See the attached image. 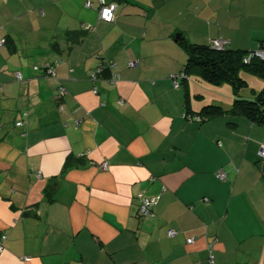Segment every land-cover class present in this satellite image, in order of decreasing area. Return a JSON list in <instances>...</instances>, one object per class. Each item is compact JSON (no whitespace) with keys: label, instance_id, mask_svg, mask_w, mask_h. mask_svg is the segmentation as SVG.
<instances>
[{"label":"crops","instance_id":"1","mask_svg":"<svg viewBox=\"0 0 264 264\" xmlns=\"http://www.w3.org/2000/svg\"><path fill=\"white\" fill-rule=\"evenodd\" d=\"M99 1L0 0V264H264V126L190 120L234 90L179 77L178 41L257 49L264 0Z\"/></svg>","mask_w":264,"mask_h":264},{"label":"trees","instance_id":"2","mask_svg":"<svg viewBox=\"0 0 264 264\" xmlns=\"http://www.w3.org/2000/svg\"><path fill=\"white\" fill-rule=\"evenodd\" d=\"M178 41L188 53L187 63L181 72L185 77L191 73H197L214 85L229 83L234 90V102L230 110L214 104L204 106L197 114L202 119L200 122L225 115L244 117L255 124L264 126V87L253 98H246L240 94V90L247 83L243 73L258 76L264 80V59L256 55L248 59L255 49H233L227 44L223 48H218L212 42L193 43L182 33L178 34ZM260 47L263 48L264 43H261ZM72 161L73 159L69 158L67 166H72Z\"/></svg>","mask_w":264,"mask_h":264},{"label":"built area","instance_id":"3","mask_svg":"<svg viewBox=\"0 0 264 264\" xmlns=\"http://www.w3.org/2000/svg\"><path fill=\"white\" fill-rule=\"evenodd\" d=\"M85 6L88 7V8H92L93 7V3L91 1H89V2L86 3ZM98 8H99V17H100V19H102V20H104L106 22H112V21L115 20V11H116V8H117V4L116 3L107 2L106 0H100ZM85 29L89 30V29H91V26L90 25H86ZM211 42H212V44H214V46H216L218 48H223L227 44V41L226 40H222V39L213 40ZM6 43H7V41H6L5 38L0 39V47H3ZM254 55L259 56L262 59H264V48L259 47V48L255 49L253 52H251V54L249 55L248 59H250ZM37 68L38 67L35 66V69H37ZM47 72H49L50 74H54V70L51 67H49L47 69ZM16 76H17L18 79L22 80V75H21L20 72H17ZM181 76L185 77V75L183 73L179 74V77H181ZM93 77L95 78L96 75L93 74ZM118 77L119 76H116V74H114L112 76V78L109 80V82L111 84H114ZM175 86L176 87L179 86V82L178 81H175ZM94 91L97 92V88H95ZM187 117L190 120H194V121H198V122H200L202 120L201 117H199L198 115H187ZM21 124H22V121L17 122V125H21ZM258 154H259L260 158L262 160H264V140L262 142V145H261V148H260ZM100 167L103 170H107L108 169V162L107 161L102 162ZM217 176L220 179H222V180H226V173L222 169L218 170ZM138 198H139V203H140V205H139V214H140V216H145V215L150 214L152 212L155 204L157 203V199H158V197H147L143 193H140ZM176 233H177V231L175 229H170L169 230V235L170 236H174ZM187 241H188V243H192V242L195 241V238L194 237H190V238H188ZM213 244L214 243H212L211 246ZM210 262H214V255L212 253L210 255Z\"/></svg>","mask_w":264,"mask_h":264}]
</instances>
